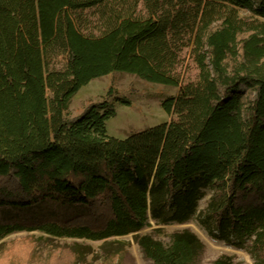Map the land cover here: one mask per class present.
<instances>
[{"label": "trees", "instance_id": "obj_1", "mask_svg": "<svg viewBox=\"0 0 264 264\" xmlns=\"http://www.w3.org/2000/svg\"><path fill=\"white\" fill-rule=\"evenodd\" d=\"M88 8L98 34L82 30ZM182 28L199 72L161 103L176 120L108 135L116 104L130 103L112 83L68 116L71 97L102 75L175 85L170 36ZM99 204L106 214L92 221ZM149 217L195 219L235 246L251 239L254 263L264 264V0H0V240L21 230L106 239ZM135 238L152 264H192L204 247L188 228L167 242ZM18 251L3 250L0 264ZM78 251L63 247L51 264ZM211 264L241 263L223 254Z\"/></svg>", "mask_w": 264, "mask_h": 264}, {"label": "rangeland", "instance_id": "obj_2", "mask_svg": "<svg viewBox=\"0 0 264 264\" xmlns=\"http://www.w3.org/2000/svg\"><path fill=\"white\" fill-rule=\"evenodd\" d=\"M81 27L85 33L98 34L100 21L97 10L84 9ZM240 16L251 15L247 9H239ZM176 62L170 71V76L176 84H166L147 81L135 74L116 71L91 79L82 85L71 97L67 114H79L90 102L100 101L106 97L110 83L114 85L117 95L130 99L129 104H116L115 114L105 121L106 133L116 138H125L143 129L159 125L169 120H176L177 114H170L163 110L161 103L164 98L176 95L179 89L198 78L199 67L195 60L192 35L184 28L172 33ZM50 95V91H48ZM210 191L199 200L198 209H203L209 199ZM102 204L98 205L97 216L91 215L90 220L106 214ZM87 219V220H89ZM86 220V221H87ZM89 220V221H90ZM188 228L202 240L204 247L198 258L192 264H211L218 256L226 254L241 264H255L249 247L251 239H247L242 246L229 244L221 239L210 236L195 219L178 223L157 224L154 219L148 218V224L136 232L121 236H112L106 239L91 240L87 238L52 237L38 230L14 231L0 240V257L3 250H19L10 254L3 261L8 264H51L58 257L63 247L79 250L75 256L68 257L65 264H152L136 242L135 234L149 233L154 238L164 242L169 240L170 233Z\"/></svg>", "mask_w": 264, "mask_h": 264}]
</instances>
